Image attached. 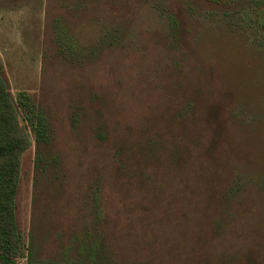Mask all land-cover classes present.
<instances>
[{
  "label": "rangeland",
  "instance_id": "rangeland-1",
  "mask_svg": "<svg viewBox=\"0 0 264 264\" xmlns=\"http://www.w3.org/2000/svg\"><path fill=\"white\" fill-rule=\"evenodd\" d=\"M256 1L0 0L7 90L47 111L62 158L64 183L43 204L51 225L87 220L99 192L119 262L264 264ZM19 119L31 140L16 194L27 245L36 142Z\"/></svg>",
  "mask_w": 264,
  "mask_h": 264
},
{
  "label": "trees",
  "instance_id": "trees-1",
  "mask_svg": "<svg viewBox=\"0 0 264 264\" xmlns=\"http://www.w3.org/2000/svg\"><path fill=\"white\" fill-rule=\"evenodd\" d=\"M260 1L256 3L260 4ZM172 22L179 27L175 17ZM255 27L262 37L259 44L264 48V12ZM19 110L34 132L36 142V192L27 245L23 243L16 219V194L22 154L31 145V140L28 130L20 122ZM64 180L62 158L54 144L47 111L25 91L20 93L15 104L0 70V262L17 264L20 258L27 257L28 264H145L119 262L114 258L99 192H93L87 220L67 228L51 225L53 212L43 204L48 201L49 188L63 185Z\"/></svg>",
  "mask_w": 264,
  "mask_h": 264
}]
</instances>
